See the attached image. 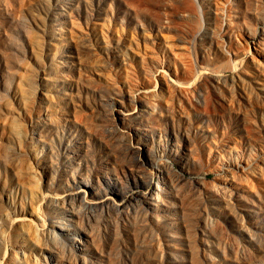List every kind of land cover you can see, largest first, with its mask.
Returning a JSON list of instances; mask_svg holds the SVG:
<instances>
[{
  "label": "rangeland",
  "instance_id": "rangeland-1",
  "mask_svg": "<svg viewBox=\"0 0 264 264\" xmlns=\"http://www.w3.org/2000/svg\"><path fill=\"white\" fill-rule=\"evenodd\" d=\"M228 21L232 24L224 31L213 28ZM255 25L264 27V0H0V218L8 233L0 263L14 264L8 257L11 246L17 249L7 221L30 217L41 223L50 211L39 199L30 208L24 173L28 159L24 146L13 142V124L30 133L36 119L52 117V125L44 123L53 151L51 168L57 171L66 149H73L79 156L72 172L84 176L85 169L88 173L117 149L115 132L127 129L115 116V110L128 108L125 81L143 86L142 70L150 55L162 59L158 70L183 82L171 73L167 39L174 47L187 46L195 76L218 79L154 124L152 149L182 177L185 204L170 194L168 207L156 210L153 220L152 209L136 205L127 208V216L119 210L80 208L94 240L85 231L68 233L66 237L84 240L82 245L72 242L74 255L48 242L33 249L35 259L24 264H264V181L248 174L244 179L249 183L229 185L219 178L225 172L217 167L264 169V75L254 68L247 71L250 86L245 92L229 77L252 54L264 64V47H257V55L243 40ZM227 36L240 40L232 46L240 48L233 61L215 55L214 39L225 50ZM123 61H130L133 71L128 78ZM159 133L160 143L155 141ZM185 135L194 152L178 164L167 158V143L170 138L181 143ZM130 142L137 145L135 139ZM207 143L222 148L215 162L214 153L203 151ZM43 144L37 146L38 155L47 159L49 145ZM116 156L121 165L132 163L128 153ZM84 157L88 162L83 164ZM150 175L159 180L155 169ZM214 185L221 195L207 192ZM51 250L57 255L52 263Z\"/></svg>",
  "mask_w": 264,
  "mask_h": 264
},
{
  "label": "bare ground",
  "instance_id": "bare-ground-1",
  "mask_svg": "<svg viewBox=\"0 0 264 264\" xmlns=\"http://www.w3.org/2000/svg\"><path fill=\"white\" fill-rule=\"evenodd\" d=\"M231 24L232 22L228 21L226 24L220 26L214 25L213 28L224 31L227 28L226 26ZM164 34L166 35V33ZM245 35V39L243 40L246 42V45L251 44L255 53L259 55L260 53L257 51V47L261 49L264 47V27L258 25L249 27ZM227 38L229 43L225 50L220 43L221 40L218 38L214 39L215 55L221 59L232 58L233 61L238 58L240 48H236L235 45V48L232 46L234 43L239 44L238 41L240 40L235 36H227ZM166 42L170 53V57L167 60L172 61V63L168 62L171 65V73L176 79L182 77L183 82L170 79L169 75H166L162 70H158L157 67L162 66V59L155 54L150 55V62L142 70L143 76L141 78L143 81L141 84L143 86L135 87L137 83L133 82L135 86H132L130 81H125L126 94L123 97L126 100L128 108L125 109L126 111L120 109L115 110V116L119 122H122L121 126L127 129H118L115 132L116 140L114 138L113 140L116 141L117 149L115 147V149L112 148L113 153L110 154V158L105 157L99 159L96 167L89 170L88 173L85 167H83L82 170L85 169L84 176L72 172L75 171L73 164L77 156H79L73 149H66L68 153L64 154L65 158L61 164H58L57 171L51 168L49 159L53 151L47 140V136L44 134L46 130L44 127L47 124L45 122H48L49 126L52 125V117L45 114L43 117L36 119L30 124V128L33 129H31L30 133L23 130L18 124H13L11 129L13 142L18 147L20 145L24 146L28 159L24 169L26 172L24 173H26L27 186L29 188L30 208H33L31 205L35 203V199H39L43 201L44 208L50 210L47 211L45 218H41V223L34 221L30 217L12 218L9 222L7 221V226L10 227L14 236L15 247H17V249H12L11 246V254L8 257L14 264L31 262L32 259H35L33 249L41 246L44 247L48 242L51 245L57 242L59 247H66L68 252L74 255L72 242L75 241L79 245H82L84 240H81L80 237H66V234L87 231V224L84 225V221L81 218L82 215L79 212L80 208H82L81 210L88 209L90 211H94L97 208H104L107 211L116 210L117 212L119 210V212L127 216V211H129L127 208L136 205L144 210H148V208L152 209L153 212L150 216L153 220L157 219L155 217L157 214L154 215L156 210L168 207L169 204L165 202L170 194H172L171 196H175L180 204H185V196L182 190V177L172 170L169 159L167 160L161 153L157 154L152 149L155 134L154 124L157 123L160 125L158 122L162 120L161 117L163 115L171 116L175 114L176 105L182 108L184 102H189V96L194 91L201 89L205 83H210L211 86H215L213 81H217L218 79L216 75H210L211 80L206 76H195V65L187 46L181 45L177 48L167 39ZM129 66L130 61L122 62L121 67L125 78L130 77L129 72L133 73L129 69ZM252 68L264 75V64L260 63L259 58L255 54L240 60L238 69H234V73L229 76L230 80L243 90V92L249 89L250 83L245 75ZM135 75L131 74V76ZM153 82H155V86L152 84ZM157 86L158 88H156ZM155 129L157 132L161 131V129H158V126ZM160 136L159 133L155 139L158 143L161 140ZM134 139L136 140V146L130 142V140L133 141ZM41 143L49 145L50 154H48L47 159L43 155H38L37 146L39 144L41 145ZM167 146L169 149H164L167 153V155H164L167 158L171 157L170 160H176L178 164L194 152V145L191 144L186 135L182 137L181 143L179 141L177 142L174 138H170ZM215 146L216 148L207 143L203 148V151L206 150L208 154L214 153V162L217 160V155L222 157L220 153L222 152V148L219 145ZM11 153L14 154V151ZM115 153L118 155L130 154L132 163L130 162L128 165L119 164ZM85 162L87 163L88 160L85 159L83 164ZM217 163L221 164L220 162ZM217 167L225 172L224 174L221 173L219 178H222L221 180L229 185L242 182L249 177L248 174H250L251 179L257 178L259 180L263 179L264 181V169L260 166L257 169L252 168L245 171L244 169L242 171L228 169L226 166L222 168V165H218ZM152 169H155L159 173L158 176L156 175L159 180L152 181L150 175L152 174ZM41 173L45 174L42 178ZM73 173H75L72 177L73 184L70 187H66L68 176ZM41 180L44 181L43 184H45L46 193L43 190L41 191ZM245 181L249 183L248 179ZM51 189H56L57 192H53ZM207 192L209 194L211 193V195L214 193L221 195V189L215 185L207 188ZM98 211L100 212V210ZM6 217L8 218V216ZM35 218L39 219L40 216L35 214ZM110 218L108 220L111 222ZM120 218L122 220V217ZM2 221L3 219L0 218V251L4 249L3 251L6 252L5 239L8 233L3 228L4 225H2L5 220ZM86 233L88 234V238L93 241V232L90 230ZM80 249H83V247L81 246ZM56 257L55 250H51L48 255L49 261L52 263Z\"/></svg>",
  "mask_w": 264,
  "mask_h": 264
}]
</instances>
